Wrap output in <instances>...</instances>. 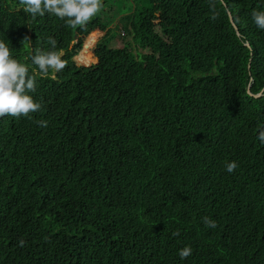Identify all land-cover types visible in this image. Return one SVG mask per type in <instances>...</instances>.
I'll list each match as a JSON object with an SVG mask.
<instances>
[{
	"label": "trees",
	"instance_id": "1",
	"mask_svg": "<svg viewBox=\"0 0 264 264\" xmlns=\"http://www.w3.org/2000/svg\"><path fill=\"white\" fill-rule=\"evenodd\" d=\"M122 1L72 29L0 0L14 58L51 37L67 61L40 111L0 118V264H264V0H127L134 51L109 31Z\"/></svg>",
	"mask_w": 264,
	"mask_h": 264
},
{
	"label": "clouds",
	"instance_id": "2",
	"mask_svg": "<svg viewBox=\"0 0 264 264\" xmlns=\"http://www.w3.org/2000/svg\"><path fill=\"white\" fill-rule=\"evenodd\" d=\"M19 3L23 5V12L33 19L50 14L65 20L72 29L86 27L103 7V0H19ZM252 19L259 29L264 30V11H253ZM47 43L51 49L37 50L31 57L35 67L30 68L28 64L14 58L13 49L5 40H0V118L30 117L32 113L41 110V103L30 94L36 91L37 77L56 79V75L67 66L65 53L57 49V41L49 37ZM22 44L30 47L31 40L25 37ZM39 123L41 127L47 126L46 121ZM260 139L264 142V135ZM237 167L238 164L232 161L227 163L226 170L232 173ZM202 221L206 227H216V222L208 217L202 218ZM173 235L179 236L180 233L175 232ZM191 251L190 246H185L178 254L181 259H186Z\"/></svg>",
	"mask_w": 264,
	"mask_h": 264
},
{
	"label": "rangeland",
	"instance_id": "3",
	"mask_svg": "<svg viewBox=\"0 0 264 264\" xmlns=\"http://www.w3.org/2000/svg\"><path fill=\"white\" fill-rule=\"evenodd\" d=\"M113 19H116L114 24L109 28V31L111 30V36H113L114 34L117 36L116 41L119 44H127V46L129 48H131L133 51L134 46L131 45V37L128 35L127 31L125 29H123L122 25L119 24V22L127 15H131V5L128 3L127 0L122 1V2H118V3H114L113 4ZM112 15V14H111ZM156 25H161L162 23L164 24L165 21L164 19H159L156 22H154ZM121 29V31H120ZM108 30H105V32H100V28L96 29L88 38L87 40L84 42L83 44V49L82 51L79 53L82 54L85 50L86 47L84 46L85 44L89 45L88 51L89 53L94 56L95 55V50L98 46V44L100 42H103L104 40H106V38H108L109 36L106 35ZM120 31V33H119ZM123 32L125 33V36L123 35ZM119 33V35H118ZM92 36L94 37V40L92 39ZM92 39V40H91ZM141 53H147V51H143ZM77 59L78 58H74V61L77 64ZM96 62V58L90 62L87 65H91L93 63Z\"/></svg>",
	"mask_w": 264,
	"mask_h": 264
},
{
	"label": "water",
	"instance_id": "4",
	"mask_svg": "<svg viewBox=\"0 0 264 264\" xmlns=\"http://www.w3.org/2000/svg\"><path fill=\"white\" fill-rule=\"evenodd\" d=\"M228 16H229V20H230V23H231L232 27L235 28V30H236V32H237V34H238V29H237V27L235 26V24H233V21H232L231 16H230L229 13H228ZM166 22L169 23V21H166ZM153 28H155V26H154ZM100 32H102V31L100 30ZM238 36H239V34H238ZM74 38H75V39H78V36L75 35ZM85 45H86V44H85ZM85 45H84V46H85ZM73 46H74V43L72 44V48H73ZM247 46H250V44H247ZM72 48H70V49H72ZM78 56H79V55H77L76 58H78ZM95 56H96V53H95ZM98 63H99V57L96 56V62H95L94 64H91V66H93V65H97ZM77 64L80 65V66H82V67H87V68L90 67L89 65H86V64H82V63H80L78 59H77ZM250 95H251L252 97L257 98V99H259V98L262 97V95H258V96L253 95L251 91H250Z\"/></svg>",
	"mask_w": 264,
	"mask_h": 264
},
{
	"label": "flooded vegetation",
	"instance_id": "5",
	"mask_svg": "<svg viewBox=\"0 0 264 264\" xmlns=\"http://www.w3.org/2000/svg\"><path fill=\"white\" fill-rule=\"evenodd\" d=\"M97 48H98V46H97ZM97 48H96V49H97ZM96 51H97V50H96Z\"/></svg>",
	"mask_w": 264,
	"mask_h": 264
}]
</instances>
